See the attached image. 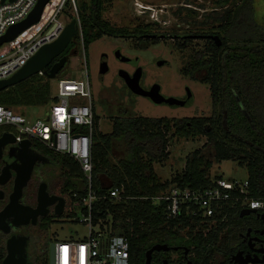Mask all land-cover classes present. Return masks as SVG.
<instances>
[{
  "label": "trees",
  "instance_id": "trees-1",
  "mask_svg": "<svg viewBox=\"0 0 264 264\" xmlns=\"http://www.w3.org/2000/svg\"><path fill=\"white\" fill-rule=\"evenodd\" d=\"M105 1L76 0L81 26L79 32L78 23L77 33H81L85 51L90 43L104 36L132 34L128 29L112 26L103 19ZM65 5H71V0ZM215 5L222 10L206 12L201 20L197 19L199 12L191 6H181L174 12L182 23L200 29L195 33L217 24L216 33L222 39L221 45L209 41L204 51L196 52L194 64L185 72L188 75L205 72L201 81L210 88L212 115L174 122L165 117L140 116L127 121L117 118L110 134L99 130L94 134L91 151L93 187L100 195L95 218L111 220L116 234L129 237L130 264H145L147 250L156 243L187 246L195 253L194 264H230L231 253L240 240L233 227L245 231L248 224L247 216L240 217V209L231 210L230 204L226 205L214 223L212 219L192 215L191 208L188 212L185 207L179 216L168 218L165 202L152 198L175 187H210L223 177L211 175L215 162L232 160L245 165L249 196L264 199V23L255 20L254 0H216ZM74 39L63 53L69 59L74 56V51H78L76 37ZM50 67L46 70L49 71ZM191 76L196 78L195 74ZM50 83L47 72L37 74L1 91L0 104L13 109L44 106L57 100L51 95ZM95 119L99 121L97 115ZM172 127L179 137L206 136L212 157L206 158L202 149H197L187 156L182 173L172 180L160 182L153 163L168 157V134ZM119 139L126 141L128 155L118 164L111 165L109 156ZM36 145L46 148L39 143ZM60 158L68 187L72 189L71 195L77 192L78 197L83 196L85 181L79 164L66 155ZM114 186L124 187V197L120 200L104 198ZM224 212L228 216L221 221Z\"/></svg>",
  "mask_w": 264,
  "mask_h": 264
},
{
  "label": "rangeland",
  "instance_id": "rangeland-1",
  "mask_svg": "<svg viewBox=\"0 0 264 264\" xmlns=\"http://www.w3.org/2000/svg\"><path fill=\"white\" fill-rule=\"evenodd\" d=\"M61 0H51V7L48 8L47 14L54 12ZM216 0H106L103 19L115 27L126 28L130 32L145 30L150 33H163L166 38L149 39L140 42L139 37L130 35L125 38H115L104 36L90 43L85 51L81 33L75 36L77 41L78 52L72 56L66 67L63 69L65 75L80 76L86 68L89 73L91 92L95 114L99 117V126L103 134H110L113 131V125L117 118L130 120L136 117H165L171 122L176 120L192 119L194 117L211 116L213 106L211 93L208 84L202 83L201 78L205 75L204 71L194 72L196 78L185 74L194 64V55L196 52H202L208 46L209 41L202 37L191 36L187 40V45L180 47L176 45L175 40L169 35L172 32L183 34L187 31L197 32V27L182 23L174 14L181 6L196 9L199 14L197 19L201 20L206 12H211L215 7ZM147 8L145 13L141 10ZM255 20L264 23V0H254ZM45 15V13H44ZM73 16L78 17V12L71 5H64L63 10L58 15V20L68 23ZM79 20V17H78ZM43 27V22L30 27L22 33L18 40L28 38L31 34L38 33ZM208 29V28H206ZM81 32V31H79ZM183 39L180 40L182 42ZM130 57L139 58V66L142 68V86L149 89L153 84L158 83L161 93L165 97L180 98L187 97V88L193 94V103L186 107L173 108L169 105H163L153 102L150 98L133 93L116 74L119 68L132 70L133 68L124 63H113L111 71L106 75L105 86L98 94V83L95 77L96 64L95 60L101 52H112L115 48ZM7 50V44L4 46ZM4 49L0 48V56L5 54ZM165 60L166 64L160 65L159 61ZM129 71V72H130ZM51 80V95H57V79ZM14 107L16 112L22 113L26 118L35 119L45 114L49 105ZM168 157L153 163L155 173L160 182L172 180L177 174L182 173L185 169L187 156L197 150L202 149L206 158H211V149L207 144V137L198 135L194 137H179L172 127L168 134ZM207 144V145H206ZM115 150L109 156L111 165L118 164L120 160L127 157L128 145L124 139H119L114 144ZM212 176L221 175L225 179L243 181L248 178L247 168L245 165H239L232 160H223L215 162L210 170ZM106 176H104L105 178ZM106 180V179H105ZM109 181V179H107ZM50 234H56L55 238L49 241V245L56 240L77 238L87 233V228L65 216L62 221L55 223L50 228ZM233 231L239 232V228L233 227ZM182 233L186 234L185 231ZM218 259H221L218 256Z\"/></svg>",
  "mask_w": 264,
  "mask_h": 264
},
{
  "label": "built area",
  "instance_id": "built-area-1",
  "mask_svg": "<svg viewBox=\"0 0 264 264\" xmlns=\"http://www.w3.org/2000/svg\"><path fill=\"white\" fill-rule=\"evenodd\" d=\"M66 1L61 0L58 8L49 15L46 14L51 5L49 3L46 6L39 22H43V27L38 33L14 42L20 34L14 41L6 43L7 50L4 49L6 44L1 47L5 54L0 56V80L8 78L21 68L43 44L59 37L67 24L58 20ZM71 1L77 10L76 0ZM37 2L38 0H0V36L5 34L11 25L27 18ZM188 5L191 6V3ZM146 9L141 10L145 13ZM78 26L81 31L80 23ZM38 74L44 75V71ZM56 79L57 100L47 107L41 117L29 119L12 107L0 104V127L9 128L15 141L28 139L58 154L69 156L79 164L83 173L85 194L81 197H78L77 192L71 195L68 214H72L70 219L84 225L87 233L75 239H61L51 243L54 264H130L129 237L116 234L111 220L95 218V207L100 195L93 187L91 151L94 134L98 130L101 131V128L99 121L95 119L86 62L80 76L65 75L61 72ZM123 194V186H114L103 197L120 200L124 197ZM75 197L77 199H74ZM152 198L165 202L168 218L179 216L185 207L188 212L191 208L192 215L212 219L214 223L228 204L231 210L251 208L264 212V199L249 196L247 178L237 181L222 177L205 189L175 187ZM227 216L228 213L224 212L221 221Z\"/></svg>",
  "mask_w": 264,
  "mask_h": 264
},
{
  "label": "flooded vegetation",
  "instance_id": "flooded-vegetation-1",
  "mask_svg": "<svg viewBox=\"0 0 264 264\" xmlns=\"http://www.w3.org/2000/svg\"><path fill=\"white\" fill-rule=\"evenodd\" d=\"M221 10L222 7L212 8L214 12ZM216 32L217 24H213L204 32L187 31L183 34L172 32L169 37L171 36L170 38L175 40L176 45L182 46L187 45L188 39L184 38L188 36H200L204 40L215 42L210 36L218 34ZM130 35H137L140 42L167 37L166 34L150 33L146 29L134 31ZM181 39H183L182 42H180ZM60 57L54 59L53 62ZM136 58L126 55L119 47L110 53L101 52L95 60V77L99 85L98 94L100 95V90L105 86L106 75L111 71L113 63L116 62L127 64L133 68L131 71L119 68L116 74L132 91L129 82L139 68V63L132 62ZM104 62L106 71H102ZM142 80L143 76L140 81L141 85ZM181 99H184V96ZM5 133L12 134L9 128L0 127V137ZM36 144L38 143L31 141L30 149L25 148L20 151L17 141L2 147L0 154V264H52L49 241L57 235H51L49 230L52 225L69 215L72 189L68 187L66 171L60 161L62 155L49 149L46 150V148L44 150ZM28 171L30 173L27 184L19 193V190L16 189L17 179L26 176ZM60 198L64 200L63 207ZM61 208L62 214H59L58 211ZM247 218L248 224L245 226V231L239 230L238 232L240 240L235 244L236 250L231 253L230 264H238L233 260V256L238 251H242L244 255L262 256L258 249L264 247V233H262L264 231V212L250 213ZM156 244L166 245L169 249L154 251L152 264H164L165 261L168 264H194L195 253L187 246Z\"/></svg>",
  "mask_w": 264,
  "mask_h": 264
},
{
  "label": "water",
  "instance_id": "water-1",
  "mask_svg": "<svg viewBox=\"0 0 264 264\" xmlns=\"http://www.w3.org/2000/svg\"><path fill=\"white\" fill-rule=\"evenodd\" d=\"M51 2V0H38L37 4L35 5L34 9L30 12V14L24 20L15 23L9 27L7 32L0 36V48L9 42L14 41L20 34L24 31L36 25L40 22L42 14L46 6ZM78 17L74 16L70 22H68L61 32L58 38L50 43L43 44L39 50L28 59V61L19 68L16 72H14L11 76L5 79L0 80V92L7 90L11 87H14L25 80L37 75L40 71L47 72V75L50 79L56 78L57 75L66 67L68 62L69 56L63 55L61 56L71 41L74 40L77 29H78ZM197 37V36H194ZM200 37V36H199ZM218 46L221 45L222 39L218 34L210 36ZM77 50L72 53V55L77 54ZM61 56V57H60ZM60 57L57 61L53 62L54 59ZM129 59V58H126ZM130 60V59H129ZM132 61V60H131ZM139 58L134 59L132 62L134 64L139 63ZM52 64V65H51ZM160 65L166 64L165 60L159 61ZM51 65L50 70L47 71V67ZM106 64L104 62L102 66V71H106ZM142 78V68H139L134 73L130 83V87L135 94L142 95L145 97L150 98L153 102L163 105H169L173 108L182 107V106H190L193 101L194 97L189 88H187V97L185 99H180L176 97H165L161 93V88L158 83L153 84L149 89L144 88L140 81ZM15 138L12 134L5 133L3 136L0 137V154L2 151V147L6 146L7 144L14 142ZM31 141L26 139L22 142H19V151L22 149H30ZM37 160V159H36ZM29 171L23 178H18L16 182V189L19 190L21 193L23 187L27 184L29 179ZM15 189V190H16ZM20 195V194H18ZM61 205L63 207L64 200L60 198ZM53 202V201H52ZM257 212L256 209L246 208L241 210L240 217H244L249 215L250 213ZM59 214H62V208L58 211ZM264 233V231L262 232ZM167 250L169 249L166 245L156 244L152 246L146 252V260L145 264H152V254L156 250ZM51 252H52V264L53 261V246L51 245ZM258 252L262 253V256L255 255H244L242 251H238L234 256L233 260L238 264H264V247L258 249ZM164 264H168L167 261ZM190 264V263H186Z\"/></svg>",
  "mask_w": 264,
  "mask_h": 264
}]
</instances>
